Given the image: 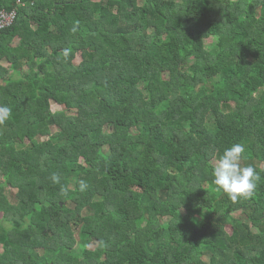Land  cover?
Wrapping results in <instances>:
<instances>
[{"label": "trees", "instance_id": "obj_1", "mask_svg": "<svg viewBox=\"0 0 264 264\" xmlns=\"http://www.w3.org/2000/svg\"><path fill=\"white\" fill-rule=\"evenodd\" d=\"M14 10L0 264H264V0H0ZM234 143L261 176L238 200L210 170Z\"/></svg>", "mask_w": 264, "mask_h": 264}, {"label": "clouds", "instance_id": "obj_2", "mask_svg": "<svg viewBox=\"0 0 264 264\" xmlns=\"http://www.w3.org/2000/svg\"><path fill=\"white\" fill-rule=\"evenodd\" d=\"M10 116L11 109L0 105V122ZM245 151L242 143H234L223 151L213 168V184L218 190L227 193L232 200L252 195L257 188V182L261 179L260 173L253 166H242L241 161ZM52 180L59 182V177L54 174ZM81 185L83 188V182Z\"/></svg>", "mask_w": 264, "mask_h": 264}, {"label": "rangeland", "instance_id": "obj_3", "mask_svg": "<svg viewBox=\"0 0 264 264\" xmlns=\"http://www.w3.org/2000/svg\"><path fill=\"white\" fill-rule=\"evenodd\" d=\"M97 1H99V0H97ZM216 42H217V39L215 37H212V38L208 39L206 41V47H207V49L210 50L211 48H213L214 45L216 44ZM80 62H81V58L78 57L77 60L75 61V65H79ZM5 65H6V67L9 66L8 64H5ZM52 110H53V112L56 113V112L63 111L64 110V107L63 106H59V104L57 105L53 101L52 102ZM57 131H59L58 127L57 128L56 127H53L52 128L53 134H55ZM215 163H216V160H214L213 162H211V165H210V170L211 171H213V168L215 166ZM16 193H17L16 190H10L9 191V197H10V199L12 201H15V195H16ZM0 217H1V215H0ZM252 230H253V232L257 233L258 232V225L255 224V223H252ZM95 248H96V246L93 245V244L90 246V249H95ZM0 252H2V247L1 246H0Z\"/></svg>", "mask_w": 264, "mask_h": 264}, {"label": "built area", "instance_id": "obj_4", "mask_svg": "<svg viewBox=\"0 0 264 264\" xmlns=\"http://www.w3.org/2000/svg\"><path fill=\"white\" fill-rule=\"evenodd\" d=\"M57 2H66L70 3L75 0H55ZM17 19V11L12 12H0V30H6L8 28H11L15 23Z\"/></svg>", "mask_w": 264, "mask_h": 264}]
</instances>
